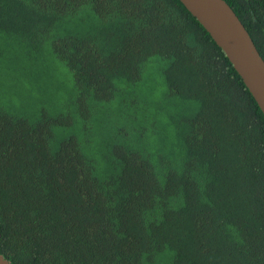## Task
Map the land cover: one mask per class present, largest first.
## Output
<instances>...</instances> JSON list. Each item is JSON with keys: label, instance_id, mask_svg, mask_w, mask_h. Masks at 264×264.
<instances>
[{"label": "trees", "instance_id": "obj_1", "mask_svg": "<svg viewBox=\"0 0 264 264\" xmlns=\"http://www.w3.org/2000/svg\"><path fill=\"white\" fill-rule=\"evenodd\" d=\"M0 68L10 264H264V115L180 0H0Z\"/></svg>", "mask_w": 264, "mask_h": 264}, {"label": "water", "instance_id": "obj_2", "mask_svg": "<svg viewBox=\"0 0 264 264\" xmlns=\"http://www.w3.org/2000/svg\"><path fill=\"white\" fill-rule=\"evenodd\" d=\"M224 52L264 115V59L225 0H180ZM0 264H10L0 253Z\"/></svg>", "mask_w": 264, "mask_h": 264}, {"label": "rangeland", "instance_id": "obj_3", "mask_svg": "<svg viewBox=\"0 0 264 264\" xmlns=\"http://www.w3.org/2000/svg\"><path fill=\"white\" fill-rule=\"evenodd\" d=\"M55 65V64H54ZM62 66V65H61ZM65 65L62 66L64 70ZM54 69V70H53ZM51 69V73L58 80H64L63 73H60V64L56 63V65ZM57 70V72H56ZM17 83L14 81V78L9 80L5 75H2V71L0 68V105H6L8 109L16 108L18 98H25L26 96L23 94L18 95L16 92ZM26 87V85H25ZM26 99V98H25Z\"/></svg>", "mask_w": 264, "mask_h": 264}]
</instances>
